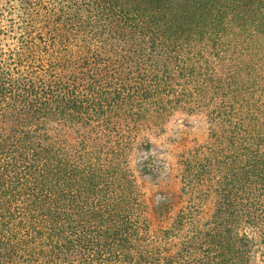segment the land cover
I'll return each mask as SVG.
<instances>
[{
    "label": "trees",
    "instance_id": "16d2710c",
    "mask_svg": "<svg viewBox=\"0 0 264 264\" xmlns=\"http://www.w3.org/2000/svg\"><path fill=\"white\" fill-rule=\"evenodd\" d=\"M0 264H264V0H0Z\"/></svg>",
    "mask_w": 264,
    "mask_h": 264
},
{
    "label": "rangeland",
    "instance_id": "374dc122",
    "mask_svg": "<svg viewBox=\"0 0 264 264\" xmlns=\"http://www.w3.org/2000/svg\"><path fill=\"white\" fill-rule=\"evenodd\" d=\"M210 118L208 113L204 110L186 118H176L169 123L165 130L153 133L150 136V142L153 150L170 152L169 157L174 166H177V152L180 150L182 144L193 145L204 144L209 139L210 134ZM146 156L144 150H132L130 158L131 164L136 172L140 169L138 165ZM149 187H155L158 182L157 178L151 177L146 180Z\"/></svg>",
    "mask_w": 264,
    "mask_h": 264
}]
</instances>
